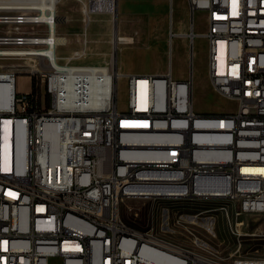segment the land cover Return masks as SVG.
<instances>
[{
  "label": "built area",
  "instance_id": "obj_1",
  "mask_svg": "<svg viewBox=\"0 0 264 264\" xmlns=\"http://www.w3.org/2000/svg\"><path fill=\"white\" fill-rule=\"evenodd\" d=\"M46 1H54V14L41 21ZM60 1L0 0V60H31L36 80L19 91L17 68L0 64V264H50L52 257L61 264H264V255L210 259L196 234V226L210 229L214 214L206 209L163 210L160 233L129 228L119 214L121 193L151 201L206 195L209 202L222 194L225 206L215 210L237 218L229 229L240 235V216L264 213V0H188L192 15L206 12L208 29L196 34L191 20L186 35L206 37L211 84L237 102L219 115L194 110L192 77L173 78L171 66L164 74H125L126 110L118 107L114 58L110 66L74 60L59 67L58 45L38 46V38L58 32ZM78 1L85 19L118 12L119 0ZM83 43L74 59L87 54ZM119 44L113 40V57ZM69 73L80 108L68 106ZM87 73L100 74L99 103L81 104ZM169 227L193 238L176 245Z\"/></svg>",
  "mask_w": 264,
  "mask_h": 264
},
{
  "label": "rangeland",
  "instance_id": "obj_2",
  "mask_svg": "<svg viewBox=\"0 0 264 264\" xmlns=\"http://www.w3.org/2000/svg\"><path fill=\"white\" fill-rule=\"evenodd\" d=\"M82 8V3L78 0L59 2L58 14L64 16L65 20H60L58 33L66 36L68 41L58 45V60L61 63H74V60L106 63L114 58L118 71L123 74L119 76L117 94L118 107L121 110L128 108V79L125 74L144 75L157 70L167 72L169 66L175 79L192 77L191 99L196 112L219 115L236 109V100L223 96L211 84L208 74L209 45L206 37L196 35L194 42H185L182 37L173 34L182 22L186 24L184 28L188 24L190 29L191 20L194 22L196 34L206 32L208 25L204 10H197L192 15L188 0H119V10L115 17L109 14H94L90 19H85ZM171 29L172 35H169ZM117 31L133 40L131 43L120 42L117 54L113 57V40ZM152 37L157 41L165 39V50L154 49L149 53L142 51L140 47L147 46ZM85 38L88 40L87 54L74 59V52L83 50ZM32 63L28 59L0 60L3 68H17L18 81L25 82L26 87L29 86L27 74ZM13 64L18 66L13 67ZM218 206H225V200L211 198L209 202V199H197L175 204L148 199H125L121 204L120 214L126 222L139 230L160 233L162 223L167 225V212L163 213V210L167 211L168 208L172 214L187 209L194 214L206 209V212H213L215 219L208 216L210 229L205 232V227L196 226V234L206 241L210 253L227 260L245 256L262 257L264 213L240 216L239 219L244 220V223L241 225L240 235H237L229 229L237 218H225V212L215 210ZM226 208L229 211L226 214L234 213V206ZM172 218H169L171 222ZM183 231L185 232L183 228H173L167 235L183 243L185 239L193 238L187 231L186 235H183ZM50 264H61V261L58 257H52Z\"/></svg>",
  "mask_w": 264,
  "mask_h": 264
},
{
  "label": "bare ground",
  "instance_id": "obj_3",
  "mask_svg": "<svg viewBox=\"0 0 264 264\" xmlns=\"http://www.w3.org/2000/svg\"><path fill=\"white\" fill-rule=\"evenodd\" d=\"M54 14V1H46L45 3H42V9H38V16L39 20L41 21H50V16H53ZM180 34H185L183 33H178ZM133 38L122 35L121 33L115 32V43H120V42H125V43H131ZM46 41L49 42H54V50H55V45H61L65 44L68 39L66 36L59 34L58 32L50 34L47 39L46 38H38V46H46ZM56 55H58L56 53ZM56 64L59 67L64 66L60 61H56ZM111 62H106L103 63V66H110ZM74 69H69V72H73ZM69 73V74H70ZM122 75L118 71V76ZM69 82H68V90H69V95L71 99H68V106H73V108H80V100H75L74 99V89H75V82H74V77H71L72 75H69ZM3 80L2 76L0 75V81ZM139 87H140V92L144 93L147 87V81L144 78H141L139 81ZM84 88L88 89V92L90 93H82L81 94V104H93V103H99V91L101 90V85H100V74L99 73H87L84 76ZM76 95V93H75ZM58 103H66V96H58ZM11 125L10 120H5L4 121V129L5 131L3 132V142H4V147L6 144L9 142V137L8 134L6 133V127H9ZM220 199V200H225V196L222 194H212L210 199ZM125 199H143L145 198L142 195L138 194H129L128 193H121V200ZM197 199H209L208 196L206 195H187V197H176L174 195H162L161 198H155L154 202H168V203H184V202H189L192 200H197ZM123 201H120V206H119V214L121 212V204ZM188 205V204H187ZM226 212L229 213L228 209L226 208ZM194 214H200V212H195ZM120 219L124 224L127 225L129 228H135L132 225H130L128 222H126L120 214ZM205 227V226H203ZM185 243L183 242H177L176 245H184ZM210 259H217V255L210 253Z\"/></svg>",
  "mask_w": 264,
  "mask_h": 264
},
{
  "label": "crops",
  "instance_id": "obj_4",
  "mask_svg": "<svg viewBox=\"0 0 264 264\" xmlns=\"http://www.w3.org/2000/svg\"><path fill=\"white\" fill-rule=\"evenodd\" d=\"M118 10H119V1H118ZM122 10H123V8H122ZM185 26H186L185 22H182L178 26L179 28L175 29V31L173 32V34L182 37V39L186 42L187 40H190V39L186 35V33L189 31L188 24H187V27L186 28H184ZM183 32H185V34L178 35V33H183ZM169 35H172V29H171V32H170ZM171 39L172 38L170 37V40ZM165 44H166V40L165 39H161L160 41L159 40L157 41L156 38L154 39V37H152L150 39L149 44L147 46L140 47V49L142 51H145V52H148V53L151 52V51H153L154 49H160V48H162V49L165 50ZM150 73L151 74H164L165 72H163L161 70H157V71L150 72ZM27 75H29V74H27ZM32 87H33V82H32L31 75H29V86L28 87H26L25 82L24 83L23 82H20L19 83L18 77H17V88H18L19 91H29V90L32 89Z\"/></svg>",
  "mask_w": 264,
  "mask_h": 264
},
{
  "label": "trees",
  "instance_id": "obj_5",
  "mask_svg": "<svg viewBox=\"0 0 264 264\" xmlns=\"http://www.w3.org/2000/svg\"><path fill=\"white\" fill-rule=\"evenodd\" d=\"M32 82H33V86H35V85H36V80H35V78H32Z\"/></svg>",
  "mask_w": 264,
  "mask_h": 264
},
{
  "label": "water",
  "instance_id": "obj_6",
  "mask_svg": "<svg viewBox=\"0 0 264 264\" xmlns=\"http://www.w3.org/2000/svg\"><path fill=\"white\" fill-rule=\"evenodd\" d=\"M59 20H65L64 16H59Z\"/></svg>",
  "mask_w": 264,
  "mask_h": 264
}]
</instances>
